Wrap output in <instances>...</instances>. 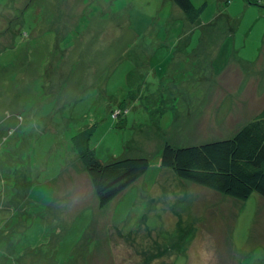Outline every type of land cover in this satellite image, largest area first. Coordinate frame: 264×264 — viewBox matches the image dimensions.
Segmentation results:
<instances>
[{
	"label": "rangeland",
	"instance_id": "374dc122",
	"mask_svg": "<svg viewBox=\"0 0 264 264\" xmlns=\"http://www.w3.org/2000/svg\"><path fill=\"white\" fill-rule=\"evenodd\" d=\"M190 1L194 24L173 0H0V264H264L262 198L160 166L264 107V0ZM89 127L100 162H149L104 207L71 144Z\"/></svg>",
	"mask_w": 264,
	"mask_h": 264
},
{
	"label": "trees",
	"instance_id": "16d2710c",
	"mask_svg": "<svg viewBox=\"0 0 264 264\" xmlns=\"http://www.w3.org/2000/svg\"><path fill=\"white\" fill-rule=\"evenodd\" d=\"M173 2L191 24L196 23L205 6L196 8L190 0ZM93 132L94 127L78 132L71 144L90 180L98 205L104 207L142 177L149 162L145 158L100 162L89 146ZM160 166L171 170L180 180L237 201L244 202L252 194L264 200V107L232 138L191 147L165 144ZM158 251L161 256L167 253L166 249ZM160 263L165 264L163 260Z\"/></svg>",
	"mask_w": 264,
	"mask_h": 264
},
{
	"label": "crops",
	"instance_id": "0c3cea01",
	"mask_svg": "<svg viewBox=\"0 0 264 264\" xmlns=\"http://www.w3.org/2000/svg\"><path fill=\"white\" fill-rule=\"evenodd\" d=\"M208 192H210V191H208ZM197 193H199V191H197ZM201 193H205V192H201ZM201 193H199V194H201ZM211 193H213V192H211ZM213 194H214V193H213ZM201 195H204V194H201ZM204 196H205L206 198H209V197H207L206 195H204ZM178 226H179V224H176V227H178ZM175 230H176V231H177V230L179 231L178 228H176ZM133 238H134V237L131 238V241H132V242H128V246H129V244H130V247H132L133 250H134V252H135V248H134V246H133V244H134L135 242H134ZM181 241H182V240H181ZM162 249H165V248H163V247H158V248L156 249V251H158V250H162ZM167 252H168V251H167ZM135 253H137V254H139V255H141V254L143 253L142 257H143V256H146V254H149V253L146 252V250L142 251V250H140L139 248L136 250ZM166 254H167V253H166Z\"/></svg>",
	"mask_w": 264,
	"mask_h": 264
}]
</instances>
